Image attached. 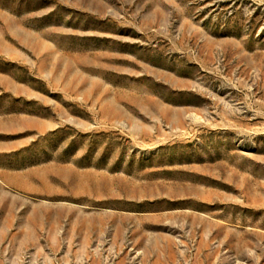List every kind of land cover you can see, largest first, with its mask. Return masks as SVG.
<instances>
[{"label": "rangeland", "instance_id": "374dc122", "mask_svg": "<svg viewBox=\"0 0 264 264\" xmlns=\"http://www.w3.org/2000/svg\"><path fill=\"white\" fill-rule=\"evenodd\" d=\"M0 264H264V0H0Z\"/></svg>", "mask_w": 264, "mask_h": 264}]
</instances>
